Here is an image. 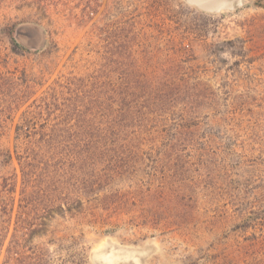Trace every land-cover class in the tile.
<instances>
[{
	"label": "rangeland",
	"instance_id": "374dc122",
	"mask_svg": "<svg viewBox=\"0 0 264 264\" xmlns=\"http://www.w3.org/2000/svg\"><path fill=\"white\" fill-rule=\"evenodd\" d=\"M76 75L167 82L202 104L196 126L218 138L168 160L170 215L130 214L106 233L87 214L43 212L21 231L14 128ZM106 241L152 249L141 264H264V0L220 15L181 0H0V264H92Z\"/></svg>",
	"mask_w": 264,
	"mask_h": 264
},
{
	"label": "trees",
	"instance_id": "16d2710c",
	"mask_svg": "<svg viewBox=\"0 0 264 264\" xmlns=\"http://www.w3.org/2000/svg\"><path fill=\"white\" fill-rule=\"evenodd\" d=\"M170 86L76 75L35 99L33 112H23L14 128L13 152H6L18 169L21 231L43 212L87 214L91 224L109 226L106 233L130 214L149 222L170 215L175 195L166 191L167 180L176 173L168 160L190 140L218 138L196 126L198 100L164 93Z\"/></svg>",
	"mask_w": 264,
	"mask_h": 264
},
{
	"label": "water",
	"instance_id": "95a60500",
	"mask_svg": "<svg viewBox=\"0 0 264 264\" xmlns=\"http://www.w3.org/2000/svg\"><path fill=\"white\" fill-rule=\"evenodd\" d=\"M185 5L209 15L229 14L248 4L249 0H181ZM153 250L126 248L106 241L91 253L92 264H141Z\"/></svg>",
	"mask_w": 264,
	"mask_h": 264
}]
</instances>
